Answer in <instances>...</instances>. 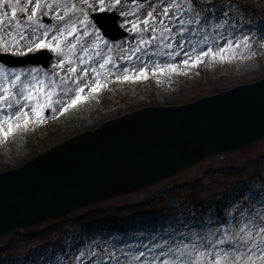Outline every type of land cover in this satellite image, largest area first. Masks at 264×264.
I'll return each mask as SVG.
<instances>
[{
    "label": "rangeland",
    "instance_id": "obj_1",
    "mask_svg": "<svg viewBox=\"0 0 264 264\" xmlns=\"http://www.w3.org/2000/svg\"><path fill=\"white\" fill-rule=\"evenodd\" d=\"M236 1L223 0V3L225 8L231 3L232 11L236 15L249 18L257 24L264 20V0L250 2L249 4L255 5L253 9L239 8ZM49 2L62 5L76 4L78 8L81 5V0H49ZM213 2L219 4L220 0H196L195 10L202 12L206 3ZM173 3L181 6L179 12L172 7ZM191 3L192 0L141 2L122 0L123 10L132 14L129 19L138 24L142 38L149 43L140 46L136 41L129 46L127 41L130 33L125 28L122 29L127 35L117 41H110L104 37L112 45L119 46L124 42L123 50L115 48L111 53L113 61L119 67L107 64L101 68L100 64L103 60L99 57H93L91 61L80 64L76 57H58L55 50L47 48L44 49L52 54L47 67L42 68L39 64L11 67L17 70H27L29 67L44 71L54 70L56 75L52 76V79L56 81V86L53 89L45 80L43 90H33L32 100L22 98L18 94V88H14L11 89L12 95L8 101H0V128L7 131L10 123L13 128L7 137L0 132V171L17 166L79 132L95 128L107 119L140 107L185 103L238 84L264 78V32H261L256 25L244 30V35L249 38L247 41L239 34L233 37L234 40H239L238 49L233 47L222 54L219 47L223 46L224 41L221 40L220 46L215 43L220 40L219 30L204 23L203 26L207 29L206 34L209 37L207 44L202 42V36L193 37L191 44L185 43V48L191 53L188 65L183 64L182 60L187 57L182 55L175 60L152 57L153 62L160 63V67L164 68L163 73L153 70L154 63L149 62L150 58L143 53L179 50L170 39H166L165 43H173L172 49H167L160 43L162 29L156 17L167 22L163 13L168 9L170 16L185 13L180 15V18L186 21L192 20V14L186 13ZM7 11L11 13L10 9ZM58 11L63 14L64 9L60 8ZM149 12L153 13V17L148 16ZM116 14L120 27L125 20L118 13ZM71 15L72 13L69 12V16ZM145 19L149 20V25L155 24L156 40H151L150 31H143L145 26L141 21ZM51 22L60 28L64 27L63 23ZM187 27L196 28L197 25L190 24ZM224 31L227 32V29ZM176 33L177 30L173 28L171 36L176 37ZM0 36L4 37L0 39V45L4 40L10 39L4 33H0ZM50 36L46 42L54 44ZM164 36L167 37L168 33H164ZM68 40H72V37H68ZM135 46H140L142 51L133 55ZM193 47L196 49L194 52ZM208 47H212L213 53L201 56L198 63H193L199 51L207 50ZM8 53L12 54L11 50ZM27 53L32 52H27L25 48L24 55ZM121 55L126 58L121 60ZM138 57L143 59V64L137 59ZM61 60L64 61L63 67L53 69V66L59 65ZM168 64H174L176 70L173 71ZM72 68L76 71H70ZM93 68L96 69L95 72L92 71ZM125 68L128 69L127 72L124 71ZM141 68L144 69L143 75ZM84 69L88 71L85 73ZM125 76L129 79L125 80ZM4 86L6 85L3 78L0 77V95H4L2 91ZM96 87L99 91L93 92L92 89ZM81 88L84 89L83 92L80 91ZM48 93L54 94L49 96ZM78 96L84 99L72 106V101ZM49 99L52 101L51 105ZM9 103L12 104V108L7 107ZM88 103L95 106L86 111L89 107ZM37 104L40 105L39 116L33 111ZM21 108L27 112L29 118L27 123ZM45 109H48L46 115H44ZM202 175L203 177L198 179ZM261 180H264V137L253 142L246 150L208 155L194 165L138 190L75 209L26 229L15 228L0 236L2 252L0 264H34V262L44 264V258L52 254H54L52 264H55V257L63 255L61 250L68 251L66 241H79L81 238L113 239V237L128 240L133 233H147L161 225L166 226L169 219L181 215L187 216L193 211L197 213L206 211L211 198H217L218 207L223 210L225 204L223 198L227 193L236 190L244 192L242 199L246 205L257 208L258 205L251 201L257 199V193L261 192V188L258 187ZM189 194L194 196V200L186 198ZM143 210L145 211L141 212ZM114 242L117 247H123L118 241Z\"/></svg>",
    "mask_w": 264,
    "mask_h": 264
},
{
    "label": "snow or ice",
    "instance_id": "obj_2",
    "mask_svg": "<svg viewBox=\"0 0 264 264\" xmlns=\"http://www.w3.org/2000/svg\"><path fill=\"white\" fill-rule=\"evenodd\" d=\"M195 4L196 0H192L186 9V13L192 14V20L186 21L180 18V15L185 13L170 16L168 9H165L163 13L167 22L156 17L162 29L160 43L165 48L172 49L173 43H165L166 39H170L179 50L143 53L150 58L149 62L154 63V71L158 70L163 73L164 68L160 67V63L153 62L152 57H166L168 60H175L176 57L182 55L187 57L182 60L183 64L188 65L191 53L185 48V43L191 44L193 37L202 36V42L207 44L209 37L206 34L207 29L203 26L204 23L219 30L220 40L215 43L220 46L221 40L224 41L223 46L219 47L222 54L228 52L230 48L240 47L239 40L233 39L237 34L245 41L249 39L244 35L246 28L256 25L261 32H264V20L257 24L249 18L236 15L232 11L231 3H228L226 8L223 0H220L219 4L206 3L202 12L195 10ZM172 7L179 12L181 6L173 3ZM60 8L64 9L63 14L58 11ZM7 9L11 10L10 14ZM113 11L125 20L120 27L130 33L127 41L129 46L136 41L140 46L149 43L148 40L142 38L138 24L129 19L132 14L123 10L122 0H81L79 8L76 4L62 5L55 2L50 3L49 0H24L23 3L22 0H3L0 2V33H4L10 39L4 40V43L0 45V51L8 53L11 50L14 55H24L25 48L27 52L47 48L55 50L58 57H76L80 64L91 61L93 57H99L103 60L100 64L101 68L107 64L119 67L113 61L111 53L115 48L123 50L124 42L119 46L109 44L100 32V28L106 27L107 19L105 17L97 19L91 15L95 12ZM69 12L72 13L71 16ZM218 12L219 15H217ZM148 16L153 17V13L149 12ZM46 19L48 23L45 22ZM93 20L96 23H93ZM51 21L63 23L64 27L60 28ZM141 23L145 26L143 31H150L151 40H156L155 24L149 25L148 19ZM190 24H195L197 27H187ZM173 28L177 30L176 37L171 36ZM224 29H227V32ZM50 33H52L51 36ZM164 33H168V36L165 37ZM49 36L51 41L55 42L54 44L46 42ZM68 37H72V40H68ZM0 39L4 37L0 36ZM140 46L133 48V55L142 51ZM192 51H196L195 47ZM210 53H213L212 47H208L207 50L201 49L193 63H198L201 56H207ZM125 58L123 55L120 57L121 60ZM127 58L130 59V57ZM137 59L142 64L144 63L141 57ZM63 65L64 61L61 60L59 65L53 66V69L62 68ZM168 67L173 71L176 70L174 64H168ZM70 71L75 72L76 69L72 68ZM84 71L86 73L88 70L84 69ZM92 71L95 72L96 69L93 68ZM124 71L127 72L128 69L125 68ZM140 71L143 75L144 69L141 68ZM55 75L54 70L44 71L36 67L17 70L0 64V77L6 85L2 88L4 95H0V101H8L12 95L11 89L14 88H18V94L22 98L32 100L33 90H43L45 80L55 89L56 81L52 79ZM124 79L128 80L129 77L125 76ZM83 90V88L80 89L81 92ZM92 91L97 92L99 88H93ZM53 94L48 93L47 95ZM83 99L82 96H78L72 101V106ZM51 103L49 99V105ZM7 107L12 108L13 106L9 103ZM39 107L40 105L37 104V107L33 108L37 116L40 115ZM66 110L65 108L64 111ZM21 111H24L23 108ZM24 119L27 123L29 118L26 111H24ZM12 131L11 123L7 131L0 128V132L5 137ZM258 187L261 188V192L257 193V199L251 201L258 205L255 210L246 206L242 199L244 192L236 190L227 193L223 198L225 202L223 210L210 206L200 213L193 211L187 216L181 215L169 219L166 226L161 225L147 233H133L128 240L113 237V239L81 238L79 241H66L68 251L65 252L62 249L63 255L55 257V264H264V199H262L264 180L260 181ZM114 241H118L123 247H117ZM53 257L54 254L46 256L44 264H52Z\"/></svg>",
    "mask_w": 264,
    "mask_h": 264
},
{
    "label": "water",
    "instance_id": "obj_3",
    "mask_svg": "<svg viewBox=\"0 0 264 264\" xmlns=\"http://www.w3.org/2000/svg\"><path fill=\"white\" fill-rule=\"evenodd\" d=\"M92 16L107 19L100 29L109 39L126 35L114 12ZM50 58L45 50L21 57L0 53L9 66L46 67ZM263 136L264 78L189 103L146 106L104 121L0 171V235L146 186L206 155L244 150Z\"/></svg>",
    "mask_w": 264,
    "mask_h": 264
},
{
    "label": "trees",
    "instance_id": "obj_4",
    "mask_svg": "<svg viewBox=\"0 0 264 264\" xmlns=\"http://www.w3.org/2000/svg\"><path fill=\"white\" fill-rule=\"evenodd\" d=\"M252 1H254V0H243V2H241L240 0H237L236 2L237 3H240V4H244V5H249V3L252 2ZM255 1H257V0H255ZM188 197L191 198L192 200H194V196H191L189 194ZM157 203H159V202H157ZM214 208L219 209L218 208V202L217 201L214 202ZM251 210H255V209H251ZM1 254H2V252H1V249H0V257H1Z\"/></svg>",
    "mask_w": 264,
    "mask_h": 264
},
{
    "label": "bare ground",
    "instance_id": "obj_5",
    "mask_svg": "<svg viewBox=\"0 0 264 264\" xmlns=\"http://www.w3.org/2000/svg\"><path fill=\"white\" fill-rule=\"evenodd\" d=\"M95 103V102H94ZM87 106H89V107H87V109H86V111H89V110H91V109H93V107L95 106V104H89L88 103V105ZM90 108V109H89Z\"/></svg>",
    "mask_w": 264,
    "mask_h": 264
}]
</instances>
